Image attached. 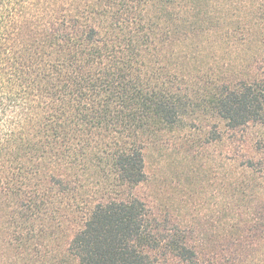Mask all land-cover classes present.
<instances>
[{"label": "trees", "instance_id": "trees-1", "mask_svg": "<svg viewBox=\"0 0 264 264\" xmlns=\"http://www.w3.org/2000/svg\"><path fill=\"white\" fill-rule=\"evenodd\" d=\"M204 118L249 136L216 222L143 192L147 150ZM60 255L264 264V0H0V264Z\"/></svg>", "mask_w": 264, "mask_h": 264}, {"label": "rangeland", "instance_id": "rangeland-1", "mask_svg": "<svg viewBox=\"0 0 264 264\" xmlns=\"http://www.w3.org/2000/svg\"><path fill=\"white\" fill-rule=\"evenodd\" d=\"M220 52L218 49L217 53ZM213 124L215 122L209 118L184 122L173 134L147 150L149 179L143 192L150 200L175 214H183L193 203L201 215L212 214V222H216L220 216L217 209L221 185L230 178V167L222 165L220 156L227 155L230 159L238 156L241 160L246 154V146H243L249 136L245 133L230 135L224 146L210 142V136L194 134L199 130L217 131ZM50 263L77 264L72 258L61 255L54 256Z\"/></svg>", "mask_w": 264, "mask_h": 264}]
</instances>
